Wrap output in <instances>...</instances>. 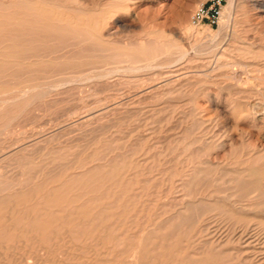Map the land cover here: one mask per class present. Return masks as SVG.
I'll return each mask as SVG.
<instances>
[{
    "label": "rangeland",
    "instance_id": "obj_1",
    "mask_svg": "<svg viewBox=\"0 0 264 264\" xmlns=\"http://www.w3.org/2000/svg\"><path fill=\"white\" fill-rule=\"evenodd\" d=\"M24 1L2 0L0 12L10 13L8 15L24 12L29 6L28 2L53 3L52 7L58 5L59 10L54 7L57 13L64 11L63 15H72L69 17L74 20L70 21H88L89 24L91 22L90 27L87 25L91 30L88 31V36V33H85L87 27L81 30L85 25L78 27L73 24L67 28L65 23L59 25L57 22L55 24L54 20H48L51 27L44 30L32 27L33 20H17L26 22L16 23L17 28L11 25L16 20H0L1 23H7L6 30L4 28L3 32H0V35L3 34L0 36V42L10 44L5 45L11 54L3 59L0 57V185L3 184L0 189L4 187L3 189L7 190L4 194L15 190L19 192L22 188L23 192H41L49 188L59 190L58 196L51 198L49 205L42 207L37 204L38 198H27V202L24 199V205L28 206L27 209L32 212L34 218L42 217L43 220L37 227L33 226V230L43 228L48 230L45 232L48 235L33 231L21 222L25 215L22 211L23 205H20L21 208L18 206L14 214L9 210L2 211L3 214L7 212L5 217L13 216L14 220L18 218V221L15 220L17 223L13 224L16 232L9 230L5 233L10 234L8 239H5L8 242L0 240V264H57L63 260L74 261L68 264H75V261L76 264H86L88 260L87 264H94V261L95 264L100 261V264H109L107 259L113 264H132V261L133 264H138L140 260L142 264L154 260L157 264H192L193 259L194 264H197L196 261H200L199 264H240L239 258L244 257L241 258L240 253L236 252L238 247L233 245V248L229 243V247L222 250L227 246V243H224L221 249L211 248L205 244L210 236L205 237L206 233L203 231L210 226L207 233H212L213 230L217 235H230L231 231L246 227L245 225L251 227V230L259 225L258 229L262 226L259 232L264 236V0H224L217 24H203L198 29L190 26V17L198 7L209 0H28L25 1L26 4ZM88 15L92 19H88ZM79 17L86 18L82 20ZM12 26L16 28V32ZM95 27H98V31L94 30ZM56 28L59 31H56ZM64 28L71 29L72 33ZM81 31L85 33L84 36ZM91 31L95 33L91 34ZM78 33H82L81 36H78ZM99 43L101 45H98ZM11 46L19 49L12 47V51ZM121 54L123 56H119ZM130 55L132 57H129ZM24 64L26 66H23ZM114 72L116 74H113ZM78 167L85 168H81V171ZM10 179L13 183L9 182ZM6 180L9 181L5 183ZM192 180L201 192L195 190L197 187ZM86 183L90 186H84L83 189L86 190L83 191L82 184ZM244 184L249 185L245 187ZM4 185L10 188L7 189ZM251 185L253 188H248ZM185 186L186 188L181 189ZM188 188L193 191L187 192ZM92 190H97L95 195L91 193ZM181 191L182 194H179ZM191 194L195 198L198 197L197 202H194ZM224 195L229 198L226 200ZM16 198L21 201L23 197L18 194ZM199 198L204 203L201 204ZM228 199H231L232 204ZM75 200L77 203H74ZM98 200L101 202L98 203ZM208 201L210 204L207 206ZM188 203L195 205H192V209H187ZM92 204H95L93 209ZM246 205L250 206L247 207L249 210L239 209L240 206ZM222 208L224 210L219 211ZM65 213L66 216H63ZM46 215L49 216L48 220ZM103 215L105 217L102 218ZM167 215L169 218L172 216V219L166 218ZM78 217H81L80 220ZM185 217L189 221H185ZM66 219L74 221L73 225L69 226L71 222L67 223ZM99 219L101 221L98 223ZM93 220H96L95 223ZM76 221L80 228L79 224H75ZM52 223H57L58 226ZM96 223L97 228L102 223L100 228L92 226ZM202 224L207 227L204 228ZM51 225L53 229L57 226V230H51ZM214 226L221 231H217ZM223 226L227 228L223 229ZM94 229L101 232L94 233ZM90 230L94 231L91 235L87 234ZM163 230L167 232L164 233ZM52 231L54 233L51 235ZM108 234H111L110 237ZM99 236H102V239ZM165 236H171L168 237L171 239L168 241L170 244ZM88 237L91 240H88ZM96 237L98 239L95 240ZM156 237L160 240L165 238V245L162 242L164 239L159 242ZM144 244L147 245V250ZM159 244L164 249L160 250ZM176 244L180 247H176ZM142 246L144 250L141 249ZM130 247L132 252L128 251ZM149 248L153 250V254ZM165 248H170L168 250L172 252L171 255ZM225 251L229 252L222 253ZM185 253L196 255L188 256ZM86 254L92 257H86ZM151 255L154 257L151 258ZM139 256L146 257V261L137 259ZM148 256L150 260L147 259ZM170 256L173 258L170 259ZM205 256H208L207 260L212 258L213 261L206 263ZM167 258L170 261L167 262ZM155 262L153 263L156 264Z\"/></svg>",
    "mask_w": 264,
    "mask_h": 264
},
{
    "label": "bare ground",
    "instance_id": "obj_2",
    "mask_svg": "<svg viewBox=\"0 0 264 264\" xmlns=\"http://www.w3.org/2000/svg\"><path fill=\"white\" fill-rule=\"evenodd\" d=\"M1 1H2V0H0V2H1ZM25 1L27 2L28 0H25ZM25 1H24V3L26 4ZM29 1H30V0H29ZM71 1H72V0H71ZM74 1H75V0H74ZM4 2H5V0H4ZM7 2H8V1H7ZM10 2H12V1H10ZM13 2H14V1H13ZM48 2H49V1H48ZM49 3H51V2H49ZM67 3H68V2H67ZM1 4H2V3H1ZM3 4H4V3H3ZM5 4H6V3H5ZM27 4H29V6L27 5L28 8L26 7V10H25L24 12H21V13H18V14L16 13V12H17L16 10H15V11H16V12H15L16 14H12V15H8V14H10V13H6V14H5L4 12H0V20H1V22H2V20H5V21H7V20H12V22H13V20H16V21H14L15 23H14V22L11 23V25H15L16 23H18V24H23V23L25 22V21L17 22V20H28V21H29V20H33V21H32L33 23L31 22L32 25H33L32 27H36V28L40 27V28H44V30H45L46 27H48V28L51 27V26L49 25L51 22L48 23V20H49V21H50V20H52V21L54 20V21H55V22H54L55 24H56V22L59 23V25H60V23H61V24H62V23H65V25H67V28H68V26H73V24L76 25V26H78V27H79V25H82V26L85 25V28L81 26V27H82L81 30H85L86 27H87V30H85V31H87V32H85V33H88V36H89V34H90V32H88L89 30H91L90 28H88L89 25L91 26V22H90V21H89L90 24L88 23L87 19H86V21H87L86 23H84V22L76 23V22H74V21H70V20H74V19H72V18L69 17V16H72V15H69V16H68V15L65 16L66 14L63 15L62 13H64V11H62L61 9H60V10L62 11V13L59 11L61 14H59V13H57V12L55 11L54 7L56 8V10H57V9L59 10L58 5H57V7H56V6L52 7V6L54 5L53 3H52L53 5H52V4H47V3H44V4H43V3H39V2H33V3L28 2ZM11 5H12V4H11ZM77 5H78V4H77ZM0 6H1V5H0ZM81 6H82V5H81ZM81 6H78V7H81ZM65 7H66V6H65ZM17 8H18V7H17ZM19 8H21V7H19ZM23 8H24V7H23ZM23 8H22V9H23ZM60 8H61V7H60ZM258 8H259V7H258ZM63 9H64V8H63ZM66 9H67V8H66ZM68 9H69V8H68ZM5 10H6V8H5ZM71 10H73V9H71ZM75 10H76V9H75ZM77 10H78V9H77ZM84 10H85V9H84ZM84 12H85V14H87L86 11H84ZM13 13H14V12H13ZM65 13H66V12H65ZM82 13H83V12H82ZM226 13H228V12H226ZM67 14H68V13H67ZM83 14H84V13H83ZM73 16H74V15H73ZM74 18H75V17H74ZM76 18H77V17H76ZM79 18H81V17H79ZM82 18H84V17H82ZM82 18H81V19H82ZM85 18H86V17H85ZM85 18H84V19H85ZM87 18L89 19V18H91V17H89V15H88ZM84 19H82V20H84ZM91 19H92V18H91ZM28 21H27V22H28ZM79 21H80V19H79ZM222 21H223V20H222ZM1 22H0V32H1V31L7 26V23H1ZM7 22H8V21H7ZM10 22H11V21H10ZM25 23H26V22H25ZM98 23H99V22H98ZM18 24H17V25H18ZM11 25H10V26H11ZM52 25L54 26V24H52ZM63 25H64V24H63ZM87 25H88V26H87ZM98 25H99V24H98ZM98 25H97V26H98ZM10 26H9V27H10ZM15 26H16V25H15ZM49 26H50V27H49ZM90 26H89V27H90ZM92 26H93V25H92ZM9 27H7L8 32H9ZM28 27H29V26H28ZM56 27H58V26L56 25ZM98 27H99V26H98ZM98 27H95L96 29H94V30L96 31ZM12 28H15V27L12 26ZM16 28H17V26H16ZM16 28L14 29L15 32H16ZM36 28H34V29L37 30ZM48 28L46 29L47 31H48ZM58 28H60V27H58ZM61 28H62V26H61ZM61 28H60V29H61ZM67 28H64V29L67 30ZM83 28H84V29H83ZM30 29H31V28H30ZM32 29H33V28H32ZM77 29H78V28L76 27V30H77ZM101 29H103V28H101ZM4 30H6V28H5ZM10 30H12V29H10ZM39 30H41V29H39ZM49 30H50V29H49ZM57 30L59 31V29L56 28V31H57ZM94 30H93V31H94ZM18 31H19V30H18ZM50 31H51V30H50ZM68 31L71 32V29L67 30V32H68ZM73 31H75V30H73ZM77 31H78V30H77ZM93 31H91V34H92V33H95V32H93ZM97 31H98V30H97ZM2 32H3V31H2ZM11 32H12V31H11ZM30 32H31V31H30ZM42 32H45V31L42 30ZM54 32H55V31H54ZM60 32H61V30H60ZM81 32H83V31H81ZM48 33H50V32H48ZM71 33H72V32H71ZM85 33L83 32V34H82V33H81V34L84 36ZM7 34H9V33H7ZM7 34H6V35H7ZM15 34H16V33H15ZM29 34H30V33H29ZM31 34H32V33H31ZM37 34H38V33H37ZM42 34H43V36H44V33H42ZM63 34H64V33H63ZM63 34H62V35H63ZM81 34L78 33L77 35H78V36H79V35L81 36ZM2 35H3V34H2ZM2 35H0V36H2ZM18 35H19V34H18ZM22 35H23V34H22ZM53 35H54V34H53ZM8 36H10V35H8ZM39 36H41V34H40ZM45 36H46V35H45ZM92 36H93V35H92ZM3 37H4V36H3ZM35 37H36V36H35ZM37 37H38V36H37ZM69 37H71V35H69ZM76 37H77V36H76ZM85 37H87V35H86ZM85 37H84V38H85ZM93 37H94V36H93ZM23 38H24V37H23ZM39 38H40V37H39ZM77 38H78V37H77ZM79 38H80V37H79ZM84 38H83V40H84ZM87 38H88V37H87ZM94 38H95V37H94ZM96 38H97V37H96ZM96 38H95V39H96ZM29 39H30V38H29ZM89 39L91 40V38H89ZM98 39H99V37H98ZM32 40H33V37H32ZM40 40H42V39H39V41H40ZM73 40H74V39H73ZM92 40H93V39H92ZM25 41H26V40H25ZM27 41H28V40H27ZM36 41H37V39H36ZM42 41H43V40H42ZM53 41H54V40H53ZM66 41H67V40H66ZM85 41H86V40H84V43H86ZM96 41H97V40H96ZM14 42H15V40H14ZM68 42H69V41H68ZM75 42H76V41H75ZM77 42H78V41H77ZM87 42H88V41H87ZM91 42H92V41H91ZM110 42H111V41H110ZM6 43H7V42H5V43H4V42H0V57H2V59H3V57L7 56L8 54L11 55V54H10V51H9L10 49L7 50V46L5 45ZM32 43H33V41H32ZM80 43H83V41H82V42L80 41ZM84 43H83V44H84ZM7 44L10 45L9 43H7ZM88 44H89V43H88ZM11 45H15V44H11ZM84 45H85V44H84ZM98 45H101V43H99ZM102 45H104V44H102ZM26 46H27V45H26ZM81 46H82V45H81ZM12 47H13V46H11V48H12ZM120 47H121V46H120ZM13 48H15V49H19V48H16V47H13ZM13 48H12V51H13ZM24 48H25V47H24ZM30 48H31V47H30ZM117 48H118V47H117ZM20 49L23 50V48H20ZM6 50H7V52L9 51V53H7ZM242 51H243V50H242ZM138 52H139V51H138ZM138 52H137V53H138ZM11 53H12V52H11ZM14 53H16V52H14ZM148 53H149V52H148ZM138 54H141V53H138ZM144 54H145V53H144ZM18 55H19V54H18ZM18 55H17V56H18ZM106 55H107V54H106ZM124 55H125V54H124ZM119 56H123V55L121 54V55H119ZM127 57H128V55H127ZM129 57H132V56L130 55ZM10 58H11V57H10ZM36 59H37V58H36ZM45 59H46V58H45ZM118 59H119V57H118ZM118 59H117V60H118ZM3 61H5V60H3ZM24 61H25V60H24ZM39 61H40V60H39ZM39 61H38V62H39ZM126 61H127V60H126ZM38 62H35V63L38 64ZM45 62H46V61H45ZM143 62H144V61H143ZM152 62H153V61H152ZM5 63H6V62H5ZM7 63H8V62H7ZM7 63H6V64H7ZM18 63H19V62H18ZM23 63H24V62H23ZM23 63H22V64H23ZM33 63H34V62H33ZM218 63H219V62H218ZM2 64H3V63H2ZM2 64H1V65H2ZM8 64H9V66H11L10 63H8ZM11 64H12V66H13V63H11ZM20 64H21V63H20ZM113 64H114V63H113ZM117 64H118V63H117ZM3 65H5V64H3ZM3 65H2V66H3ZM15 65H17V64H15ZM30 65H31V64H30ZM149 65H150V64H149ZM217 65H218V64H217ZM236 65H237V64H236ZM23 66H26V65L24 64ZM27 66H29V65H27ZM227 66H228V65H227ZM233 66H234V65H233ZM13 67H15V66H13ZM16 67H17V66H16ZM21 67H22V66H21ZM1 68H4V67H1ZM139 68H140V67H139ZM149 68H150V67H149ZM152 68H153V67H152ZM14 69H15V68H14ZM124 69H125V68H124ZM124 69H123V70H124ZM3 70H4V69H3ZM107 70H108V69H107ZM107 70H106V71H107ZM110 70H111V69H110ZM118 70H119V69H118ZM128 70H129V69H127V71H128ZM139 70H140V69H139ZM145 70H146V69H145ZM129 71H130V70H129ZM94 72H95V71H94ZM108 72H109V71H108ZM118 72H119V71H118ZM232 72H233V71H232ZM88 73H89V72H88ZM88 73H87V74H88ZM109 73H110V72H109ZM122 73H123V72H122ZM206 73H207V72H206ZM228 73H229V72H228ZM250 73H251V72H250ZM92 74H93V73H92ZM95 74H96V73H95ZM113 74H116V73L114 72ZM134 74H135V73H134ZM84 75H85V74H84ZM84 75H82V78H83ZM104 75H106V74H104ZM110 75H112V74L110 73ZM110 75H109V76H110ZM97 76H98V75H97ZM97 76H95V77H97ZM102 76H103V75H102ZM10 77H11V76H10ZM36 77H37V76H36ZM36 77H35V78H36ZM53 77H54V76H53ZM91 77H92V76H91ZM234 77H235V76H234ZM41 78H42V77H41ZM54 78H55V77H54ZM93 78H94V77H93ZM93 78H92V79H93ZM36 79H37V78H36ZM52 79H53V78H52ZM100 79H101V78H100ZM77 80H78V79H77ZM84 80H85V79H84ZM86 80H87V78H86ZM86 80H85V81H86ZM19 81H20V80H19ZM26 81H27V80H26ZM33 81H36V80L33 79ZM51 81H52V80H51ZM51 81H50V82H51ZM82 81H83V80H82ZM85 81H84V82H85ZM89 81H90V79H89ZM29 82H30V81H29ZM54 82H55V81H54ZM37 83H38V82H37ZM52 83H53V82H52ZM76 83H77V82H76ZM81 83H83V82H81ZM81 83H80V84H81ZM210 83H211V82H210ZM246 84H247V83H246ZM40 85H41V84H40ZM76 85H77V84H76ZM25 86H26V85H25ZM33 86H34V85H33ZM50 86H51V85H50ZM52 86H53V85H52ZM54 86H56V85H54ZM48 88H49V86H48ZM7 89H8V88H7ZM22 89H23V88H22ZM34 89H35V88H34ZM42 89H43V88H42ZM45 89H46V88H45ZM49 89H50V88H49ZM79 89H80V88H79ZM30 90H31V89H30ZM30 90H29V92H30ZM36 90H37V88H36ZM26 91H27V90H26ZM26 91H25V92H26ZM33 91H34V90H33ZM15 92H16V91H15ZM21 93H22V92H21ZM39 93H41V92H39ZM43 93H44V92H43ZM53 93H54V92H53ZM79 93H80V92H79ZM45 94H46V93H45ZM17 95H18V94H17ZM22 95H23V94H22ZM41 95H42V94H41ZM46 95H48V93H47ZM49 95H50V94H49ZM20 96H21V95H20ZM34 96H36V95H34ZM15 97H17V96L15 95ZM40 97H41V96H40ZM53 97H54V96H53ZM113 97H114V96H113ZM3 98H4V96H3ZM79 98H80V97H79ZM111 98H112V97H111ZM37 99H38V98H37ZM11 102H13V101H11ZM37 103H38V102H37ZM233 108H234V107H233ZM242 110H243V109H242ZM141 111H142V110H141ZM87 114H88V113H87ZM254 117H255V116H254ZM201 121H202V120H201ZM201 121H200V122H201ZM198 122H199V121H198ZM179 124H180V123H179ZM195 124H196V122L194 123V125H195ZM202 125H203V124H202ZM178 127H179V126H178ZM204 130H206V129H204ZM211 131H212V130H211ZM196 132H197V131H196ZM204 132H205V131H204ZM182 136H183V135H182ZM206 137H207V136H206ZM186 138H187V137H186ZM178 139H179V138H178ZM180 139H182V138H180ZM210 140H212V139H210ZM191 142H192V141H191ZM203 142H204V141H203ZM182 144H183V143H182ZM186 145H188V144H186ZM211 145H212V144H211ZM218 145H219V144H218ZM183 146H184V145H183ZM189 146H190V145H189ZM216 146H217V145H216ZM186 147H187V146H186ZM186 147H185V148H186ZM187 148H188V147H187ZM194 149H195V148H194ZM176 150H177V149H176ZM183 151H185V150H183ZM198 151H199V150H198ZM0 153H1V152H0ZM191 154H192V153H191ZM197 155H198V154H197ZM21 157H22V156H21ZM193 157H194V156H193ZM195 157H196V155H195ZM107 158H108V157H107ZM201 158H203V157H201ZM177 159H178V158H177ZM174 160H175V159H174ZM262 160H263V159H262ZM204 161H205V160H204ZM204 161H203V162H204ZM191 162H192V161H191ZM193 162H195V161H193ZM207 163H208V162H207ZM207 163H206V164H207ZM27 164H28V163H27ZM126 164H127V163H126ZM241 164H242V163H241ZM96 165H97V164H96ZM179 165H180V164H179ZM184 165H185V164H184ZM85 166H86V165H85ZM181 166H182V165H181ZM95 167H96V166H95ZM188 167H189V166H188ZM0 168H1V167H0ZM78 168H79V167H78ZM78 168H77V169H78ZM81 168H82V170H83V168H85V167H81ZM81 168H79V169L81 170ZM180 168H181V167H180ZM180 168H179V169H180ZM194 168H195V167H194ZM18 169H19V168H18ZM41 169H42V168H41ZM87 169H88V168H87ZM208 169H209V168H208ZM211 169H212V168H211ZM211 169H210V170H211ZM82 170H81V171H82ZM115 170H116V169H115ZM188 170H189V169H188ZM197 170H198V169H197ZM197 170H196V171H197ZM23 171H24V168H23ZM73 171H74V170H73ZM87 171H88V170H87ZM87 171H86V172H87ZM89 171H90V170H89ZM11 172H13V171H11ZM11 172H10V173H11ZM76 172H77V171H76ZM113 172H114V171H113ZM116 172H117V171H115V173H116ZM199 172H200V171H199ZM246 172H247V171H246ZM73 173L76 174L75 172H73ZM106 173L108 174V171H107ZM186 173H187V172H186ZM189 173H191V172H189ZM6 174H7V173H6ZM6 174H5V175H6ZM67 174H68V173H67ZM69 174L72 175V173H69ZM196 174H198V173H196ZM3 175H4V174H3ZM5 175H4V177L7 176V175H6V176H5ZM22 175H23V174H22ZM64 175L66 176V172H65ZM78 175H79V174H78ZM118 175H120V174H118ZM199 175H200V174H199ZM116 176H117V174H116ZM190 176H191V175H190ZM193 176H194V174H193ZM193 176H191V177H193ZM7 177H8V176H7ZM7 177H6V178H7ZM107 177H108V179H109V176H107ZM111 177H112V176H111ZM113 177H114V175H113ZM168 177H169V176H168ZM186 177H187V176H186ZM191 177H190V180L192 179ZM238 177H239V176H238ZM238 177H237V178H238ZM2 178H3V177H2ZM8 178H9V177H8ZM8 178H7V179H8ZM62 178H63V177H62ZM62 178H61V179H62ZM67 178H68V177H67ZM181 178H182V177H181ZM187 178H189V177H187ZM193 178H195V177H193ZM11 179H12V178H11ZM11 179H10V181H9V180H6L5 183H6L7 181L13 183V182L11 181ZM20 179H21V177H20ZM47 179H48V178H47ZM72 179H73V178H72ZM89 179H90V178H89ZM108 179H107V180H108ZM111 179H112V178H111ZM179 179H180V178H179ZM182 179H183V178H182ZM182 179H181V180H182ZM196 179H197V177H196ZM220 179H221V178H220ZM92 180H94V178H93ZM101 180H102V179H101ZM166 180H167V179H166ZM193 180H194V179H193ZM193 180L191 181L192 183H194ZM2 181H4V180L2 179ZM16 181H17V180H16ZM43 181H44V180H43ZM43 181H42V182H43ZM50 181H51V180H50ZM60 181H61V180H60ZM60 181H59V182H60ZM66 181H67V180H66ZM104 181H105V180H104ZM194 181H195V180H194ZM196 181H197V180H196ZM244 181H246V180H244ZM248 181H250V180H248ZM18 182H19V181H18ZM42 182H41V183H42ZM59 182H58V183H59ZM61 182H62V181H61ZM100 182H101V181H100ZM180 182H181V181H180ZM180 182H179V183H180ZM187 182H188V181H187ZM187 182H186V183H187ZM218 182H219V181H218ZM231 182H232V181L230 180V183H231ZM5 183H4V184H5ZM25 183H26V182H25ZM41 183H40V184H41ZM58 183H57V184H58ZM83 183H84V181H83ZM90 183H91V180H90ZM236 183H237V182H236ZM239 183H240V182H239ZM245 183H246V182H245ZM248 183H249V182H248ZM259 183H260V182H259ZM15 184H16V182H15ZM19 184H20V183H19ZM22 184H23V183H22ZM36 184H37V183H36ZM61 184H62V183H61ZM87 184H88V183H86V185L82 184V185H83V186H82V190H83V191L86 190V189H83V187H84V186L86 187ZM146 184H147V183H146ZM187 184H188V183H187ZM187 184H185V185H187ZM190 184H191V183H190ZM195 184H196V182L194 183V186L197 187L198 185H195ZM199 184H200V182H199ZM224 184H225V183H224ZM228 184H229V183H228ZM232 184H233V183H232ZM232 184H231V185H232ZM240 184H241V183H240ZM240 184H239V185H240ZM251 184H252V183H251ZM255 184H256V183H255ZM2 185H3V184H2ZM2 185H0V186H2ZM55 185H56V184H55ZM55 185H54V186H55ZM95 185H97V183H96ZM95 185H94V186H95ZM102 185H103V184H102ZM188 185H189V184H188ZM191 185H192V184H191ZM191 185H190V187H192ZM207 185H208V184H207ZM244 185H245V187H246V185H249V184H244ZM244 185H243V186H244ZM252 185H254V184H252ZM252 185H251V187H248V186H247V187H248V188H253ZM4 186H6V185H4ZM36 186H37V185H36ZM56 186H58V185H56ZM88 186H90V185L88 184ZM180 186H182V185H180ZM183 186H184V185H183ZM223 186H224V185H223ZM237 186H238V184H237ZM254 186H256V185H254ZM258 186H260V184H259ZM8 187H9V186L7 185L6 188L9 189L10 187H9V188H8ZM17 187H18V186H17ZM27 187H28V186H27ZM32 187H33V186H32ZM48 187H50V186H48ZM48 187H47V188H48ZM51 187H52V186H51ZM92 187H93V186H92ZM178 187H179V186H178ZM188 187H189V186H188ZM0 188H1V187H0ZM3 188H4V187H3ZM3 188L0 189V213L3 214L4 211H8V210H9L12 214H14V212H16V211L18 210V206L21 208L20 205H23V207H22L23 210H22V211H23V214H25V215H24V219H23V221H21V222H23L24 225L29 226V227H27V228H31V230H33V228H34L33 226H36V227H37V225L41 224L40 222H42L43 220H41L42 217H41V218H38V217H37V218H34L32 212L29 211V210L27 209L28 206L24 205V204H25V203H24V199H26V202H27V198H28V200H29L30 198H33V199H35V200L38 198L39 201L37 200L38 202H37V201H36V202H37L38 205H40V206L42 207V206H44V205H49V203H50V199L53 198V197L58 196V194H59V190H57V189H53V188H52V189L49 188V190H48V189H44V190H42L41 192H40V191H39V192H34V191L23 192V191H22L23 188H22L20 191H19V189L17 190V191H19V192H15V191H16V190H15L14 192H10V191H9V192H7L6 194H4V192L7 191V190H4ZM13 188H16V187L13 186ZM20 188H21V187H20ZM67 188H68V187H67ZM88 188H89V187H88ZM88 188H87V189H88ZM94 188H95V187H94ZM94 188H93V189H94ZM98 188H100V187H98ZM98 188H97V189H98ZM176 188H177V187H176ZM184 188H186V186L183 187V188H181V189H184ZM194 188H195V187H194ZM198 188H199V187H197L195 190L201 192L200 190H197ZM200 188H202V187H200ZM24 189H25V188H24ZM89 189H91V187H90ZM89 189H88V190H89ZM189 189H190V188H188V190L186 189L187 192H188V191H193V190H192L193 187H192L191 190H189ZM233 189H234V190L236 189L235 185H234V188H233ZM245 189H247V188H245ZM255 189H257V188H255ZM259 189H260V187H259ZM11 190H12V189H11ZM28 190H30V188H29ZM99 190H100V189H99ZM186 190H185V193H186ZM195 190H194V191H195ZM238 190H240L239 187H238ZM242 190H243V189H242ZM250 190H251V189H250ZM257 190H258V189H257ZM64 191H65V190H64ZM83 191H82V192H83ZM92 191H93V192H91V193L94 194V192H96L97 190H96V191L92 190ZM101 191H102V190H100V192H101ZM175 191H176V190H174V192H175ZM178 191H179V188H178ZM232 191H233V190H232ZM72 192H73V191H72ZM100 192H99V193H100ZM182 192H183V191H181L179 194H182ZM213 192H216V191H213ZM171 193H172V192H171ZM192 193H193V192H192ZM194 193H195V192H194ZM18 194L22 195V197H23V198H21V199H22L21 201H20V200H19V201L16 200V199H17L16 196H17ZM80 194H81V193H80ZM83 194H84V192H83ZM89 194H90V193H88V195H89ZM179 194H177V195H179ZM195 194L197 195V193H195ZM200 194H201V193H200ZM94 195H95V194H94ZM94 195H93V196H94ZM98 195H99V194H98ZM187 195H188V194H187ZM202 195H203V194H202ZM229 195H230V194H229ZM231 195H232V194H231ZM233 195H234V194H233ZM247 195H248V194H247ZM86 196H87V195H86ZM86 196H85V197H86ZM96 196H97V193H96ZM96 196H94V197H96ZM175 196H176V195H175ZM182 196H183L184 198H186L184 195H182ZM182 196H181V197H182ZM188 196H189V195H188ZM192 196H193V195L191 194V197H192ZM221 196H222V195H221ZM224 196L226 197V195H224ZM25 197H26V198H25ZM69 197H70V196H69ZM73 197H74V196H73ZM181 197H180V198H181ZM193 197H194V196H193ZM199 197H200V196H199ZM207 197H208V196H207ZM209 197H210V195H209ZM215 197H216V196H215ZM219 197H220V195H219ZM232 197H233V196H232ZM232 197H231V198H232ZM250 197H252V196H250ZM13 198H14V199H13ZM15 198H16V199H15ZM184 198H182V200H184ZM196 198H198V197H196ZM196 198L194 197V199L196 200V201L194 200V202H197V199H196ZM220 198L222 199V197H220ZM227 198H229V197H226V200H227ZM67 199H68V198H66V201H68ZM69 199H71V198H69ZM81 199H82V198H81ZM188 199H189V198H188ZM199 199H200V198H199ZM202 199H203V198H202ZM210 199H211V198H210ZM216 199H217V198H216ZM233 199H234V198H233ZM31 200H32V199H31ZM71 200H72V199H71ZM101 200H102V199H101ZM191 200L193 201V199H191ZM200 200H201V199H200ZM206 200H208V199H206ZM218 200H219V199H218ZM228 200H229V199H228ZM230 200H231V199H230ZM230 200H229V201H230ZM3 201H5V202H4L5 204H6V202H8V203H7L6 205H4ZM76 201H77V200H75L74 203H77ZM78 201H79V200H78ZM98 201H99L98 203L101 202L100 200H98ZM186 201H187V200H186ZM186 201H185V202H186ZM192 201H191V202H192ZM201 201H202V200H201ZM201 201H200V202H201ZM221 201H222V200H221ZM229 201H228V202H229ZM245 201H246V200H245ZM1 202H2V203H1ZM179 202L181 203L180 200H179ZM187 202H189V201H187ZM187 202H186V203H187ZM205 202H206V201H205ZM208 202H209V201H208ZM228 202H227V203H228ZM232 202H234V201H232ZM241 202H242V201H241ZM243 202H244V201H243ZM31 203H32V202H31ZM67 203H68V202H67ZM74 203H73V204H74ZM92 203H93V202H92ZM183 203H184V202H183ZM202 203H204V202L202 201L201 204H202ZM212 203H213V202H212ZM212 203H211V204H212ZM230 203H231V201H230ZM239 203H240V202H239ZM239 203H238V202H237V203L235 202V204H239ZM69 204H71V202H69ZM188 204H189V203H188ZM197 204H198V203H197ZM197 204H196V205H197ZM207 204H210V202H209V203H206V205H207ZM231 204H232V203H231ZM235 204H234V205H235ZM243 204H244V203H243ZM27 205H28V204H27ZM74 205H76V204H74ZM82 205H83V204H82ZM92 205H93V207H92V208L90 207L91 209L94 208L95 204H92ZM185 205H186V204H185ZM192 205H195V204H193V203L191 204V203H190L189 205L186 206L187 209H190V208L192 207ZM203 205H204V204H203ZM212 205H214V204H212ZM234 205H232V206H234ZM256 205H257V204H255V206H256ZM258 205H260V204H258ZM258 205H257V206H258ZM30 206H31V205H30ZM62 206H64V205H62ZM96 206L98 207V205H96ZM102 206H103V205H102ZM207 206H208V205H207ZM59 207H60V206H59ZM68 207L71 208V210L73 209L71 206H68ZM68 207H67V209H68ZM77 207H78V206H77ZM77 207H76V208H77ZM88 207H89V206H88ZM88 207H87V209H88ZM183 207H184V205H183ZM186 207H185L184 209H186ZM235 207H239V206H236V205H235ZM235 207H234V208H235ZM240 207H241V208H239V209H246L247 207H250V206L246 205V206H240ZM20 208H19V209H20ZM38 208H39V207H38ZM49 208H50V206H49ZM61 208H62V207H61ZM61 208H60V209H61ZM74 208H75V207H74ZM175 208H176V207H175ZM177 208H178V207H177ZM198 208H199V207H198ZM211 208H212V207H211ZM213 208H215V207H213ZM216 208H217V207H216ZM231 208H232V207H231ZM85 209H86V208H85ZM85 209H84V210H85ZM91 209H88V210L91 211ZM100 209L103 210L102 208H100ZM100 209H99V210H100ZM180 209H181V208H180ZM191 209H192V208H191ZM193 209H194V208H193ZM196 209H197V207H196ZM232 209H233V208H232ZM235 209H237V208H235ZM247 209H248V208H247ZM249 209H250V208H249ZM249 209H248V210H249ZM255 209H256V208H255ZM68 210H69V209H68ZM94 210H95V209H94ZM99 210H98V212H99ZM176 210L178 211V209H176ZM209 210H211V209L209 208ZM209 210H208V211H209ZM213 210H214V209H213ZM221 210H224V209H223V208H222V209H219V211H221ZM248 210H246V211H248ZM2 211H3V212H2ZM34 211H35V210H34ZM52 211H53V210H52ZM81 211H82V210H81ZM86 211H87V210H86ZM177 211H176V212H177ZM190 211H191V210H190ZM199 211H201V209H200ZM216 211H218V210L216 209ZM228 211H229V209H228ZM228 211H227L226 213H228ZM239 211H240V210H239ZM256 211L258 212V210H256ZM18 212H19V211H18ZM49 212H50V211H49ZM174 212H175V210H174ZM180 212H181V211H180ZM184 212H185V211H184ZM186 212H187V211H186ZM206 212H207V211H206ZM213 212H214V211H213ZM223 212H225V211H223ZM6 213H7V212H6ZM6 213H4L3 215L0 214V240H1V241H2V240L6 241L5 239H8L7 236H9L10 234L8 233L9 235H6L5 233H6L7 231H8V232H9V230H11V231H15V232L17 231L16 229L13 228V224L17 223L18 218H17V219L15 218V220H17V221H15L12 215H11V216H12L13 219H12L11 217H9V218H8V217H5V216H6V215H5ZM11 213H10V214H11ZM35 213H36V212H35ZM47 213H48V212H47ZM47 213H46V214H47ZM86 213H87V212H85V214H86ZM93 213L97 214L96 212H93ZM102 213H103V212H102ZM102 213H101V214H102ZM177 213H178V212H177ZM177 213H176V215H178ZM204 213H205V212H204ZM218 213H220V212H218ZM218 213H217V214H218ZM232 213H233V212H232ZM83 214H84V212H83ZM83 214L81 215V217L83 216ZM99 214H100V213H99ZM170 214H171V213H170ZM170 214L168 213V215H170ZM172 214L174 215V213H172ZM196 214H197V213H196ZM222 214H223V213H222ZM233 214H235V213H233ZM4 215H5V216H4ZM62 215H63V216H64V215L66 216V213H65V214H62ZM79 215H80V214H79ZM87 215H88V214H87ZM114 215H115V214H114ZM159 215H160V214H159ZM168 215L166 216V218L168 217ZM179 215H181V214L179 213ZM202 215H203V214H202ZM218 215H219V214H218ZM9 216H10V215H9ZM58 216H59V215H58ZM69 216H71V214H69ZM92 216H94V215H92ZM110 216H111V215H110ZM196 216H197V215H196ZM200 216H201V215H200ZM203 216H204V215H203ZM219 216H220V215H219ZM239 216H240V215H239ZM16 217H17V216H16ZM21 217H22V216H21ZM81 217H80V218H81ZM103 217H105V215H103L102 218H103ZM152 217H154V216H152ZM152 217H150V218H152ZM171 217H172V216H171ZM171 217H170V218H171ZM217 217H218V216H217ZM244 217H245V216H244ZM249 217H250V216H249ZM45 218L47 219V218H49V216L46 215ZM54 218H56V216H55ZM59 218H61V217H59ZM59 218H58V219H59ZM63 218H64V217H62V219H63ZM75 218L77 219V217H75ZM75 218H74L73 220H75ZM78 218H79V217H78ZM80 218H79V220H80ZM93 218H94V217H93ZM159 218H160V217H159ZM166 218H164V219H166ZM168 218H169V217H168ZM170 218H169V219H170ZM178 218H180V217H178ZM205 218H206V217H205ZM52 219H53V218H52ZM56 219H57V218H56ZM62 219H61V220H62ZM68 219H72V218H68ZM89 219H91V218H89ZM171 219H172V218H171ZM184 219H185V221H189V219L186 218V217H185ZM184 219L182 218V220H184ZM198 219H199V218H198ZM203 219H204V218H203ZM203 219H202V220H203ZM44 220H45V219H44ZM47 220H48V219H47ZM162 220H163V219H162ZM167 220H168V219H166V221H167ZM178 220H179V219H178ZM204 220H205V219H204ZM208 220H209V219H208ZM212 220H213V219H212ZM212 220H210V221H212ZM221 220L224 221L223 219H221ZM228 220H229V219H228ZM255 220H256V218H255ZM258 220H260V219H258ZM45 221H46V220H45ZM58 221H59V220H58ZM86 221H88V220H86ZM91 221H92V220H91ZM93 221H94V220H93ZM95 221H96V220H95ZM95 221H94V223H95ZM97 221H98V223H99V221H101V220L99 219V220H97ZM154 221H156V220H154ZM160 221H161V220H160ZM160 221H159V222H160ZM172 221L174 222V219H173ZM175 221H176V220H175ZM179 221H180V220H179ZM206 221H207V219H206ZM213 221H214V220H213ZM216 221H217V220H216ZM216 221H215V223H216ZM46 222H47V221H46ZM51 222H52V221H51ZM56 222H57V220H56ZM61 222H62V221H61ZM66 222L68 223V222H71V221H67V219H66ZM76 222H77V223H75V224L78 225V224H79L78 221H76ZM157 222H158V221H157ZM157 222H156V224H157ZM159 222H158V223H159ZM226 222H227V221H226ZM226 222H225V223H226ZM229 222H230V221H229ZM233 222H235V221H233ZM250 222H251V221H250ZM67 223H64V224L67 225ZM73 223H74V221L71 222V223H69V226L73 225ZM81 223H82V222H81ZM90 223H92V222H90ZM104 223H105V222H104ZM154 223H155V222H154ZM161 223H162V221H161ZM161 223H160V224H161ZM181 223H182V222H181ZM200 223H202V221H201ZM200 223H199V225H200ZM203 223H204V222H203ZM206 223H207V222H206ZM238 223H239V222H238ZM245 223H246V222H244V224H245ZM257 223H258V222H257ZM259 223H260V222H259ZM18 224H19V223H18ZM52 224H53V223H52ZM54 224L57 225V223H54ZM54 224H53V225H54ZM60 224H61V223H60ZM82 224H83V223H82ZM85 224H86V223H85ZM88 224H89V223H88ZM88 224H87V225H88ZM160 224H159V225H160ZM162 224H164V223H162ZM171 224H172V223H171ZM204 224H205V223H204ZM204 224H202L203 227H204ZM210 224H211V223H210ZM219 224H220V222H219ZM227 224H228V223H227ZM239 224H240V223H239ZM239 224H238V225H239ZM247 224H248V222H247ZM20 225H21V223H20ZM24 225H23V226H24ZM55 225H54V226H55ZM62 225H63V223H62ZM62 225H61V226H62ZM83 225H84V224H83ZM95 225H97V223H96V224H93L92 226H93L94 228L98 229V228H100V226L102 225V223H101V225L99 224L100 226H99L98 228H97V226L95 227ZM104 225H105V224H104ZM159 225H157V226L159 227ZM202 225H201V226H202ZM211 225H212V224H211ZM213 225H214V223H213ZM260 225H261V224H260ZM57 226H58V225H57ZM57 226H56V227H57ZM64 226H65V225H64ZM81 226H82V225H81ZM85 226H86V225H85ZM85 226H84V227H85ZM92 226H91V227H92ZM151 226L153 227V225H151ZM151 226H150V227H151ZM171 226H172V225H171ZM171 226H170V227H171ZM201 226L199 227L200 230L203 229V228H201ZM230 226H231V225H230ZM241 226H243V225H241ZM245 226H246V227H240V228L237 227L238 229H234L233 231L230 230V231L232 232V233H230V235H228L229 233H228V234L226 233V235H222V234L217 235L216 233H213V232H214L213 230H212V233H211V232H210V233H207V232L209 231V229H210V228H209L210 226L208 227L209 229L206 228L207 226H205L204 228H206V229H204L203 232H205L206 235H205L203 232H202V233L205 235V237H206V236H207V237L210 236V237H208V240L205 242V244H206V245H209L211 248H215V249L217 250V249H221V248L223 247V244H224V243H225V244L227 243V246H226V247H223V249H222V250H224V248L229 247L228 244L231 243L232 246L235 245L236 247H238V248H237L238 250H237L236 252L240 253L241 258H242V256L244 257V258H242V259L239 258V260H240V262H241L242 264H264V246H263V244H264V236L262 235V232H261V233L259 232V231L261 230V227H262V226H260V228H259L260 230L258 229L259 225H258V227H257V226L254 227V226H253V227H254L253 230H251V227H247V225H245ZM25 227H26V226H25ZM51 227H52V225H51ZM56 227H55L54 229H56ZM66 227H67V226H66ZM86 227H87V226H86ZM86 227H85V229H86ZM89 227H90V226H89ZM105 227H106V226H105ZM110 227H111V226H110ZM110 227H109V228H110ZM154 227H155V226H154ZM158 227H157V228H158ZM167 227H169V226H167ZM167 227H166V228H167ZM214 227H215V226H214ZM214 227H212V228H214ZM221 227H222V226H220V229H221ZM223 227H224V226H223ZM228 227H229V226H228ZM232 227H233V226H232ZM79 228H80V224H79ZM87 228H88V227H87ZM164 228H165V227H164ZM188 228H189V227H188ZM212 228H211V229H212ZM225 228H227V227H224L223 229H225ZM230 228H231V227H230ZM255 228H257V229H255ZM21 229H22V228H21ZM48 229H49V228H48ZM50 229L52 230L53 227L50 228ZM54 229H53V230H54ZM81 229H83V228H81ZM81 229H78V230H80L81 232H83ZM85 229H83V230H85ZM91 229H93V228H91ZM101 229H102V228H101ZM112 229H113V228H112ZM155 229H156V228H155ZM182 229H184V228H182ZM196 229H197V227H196ZM215 229L217 230L218 228L215 227ZM26 230H29V229H26ZM51 230H49V231H51ZM56 230H57V229H56ZM61 230H62V229H61ZM71 230H73V228H71ZM71 230H69V231H71ZM103 230H106V229L103 228ZM151 230H153V229L151 228ZM157 230H158V229H157ZM168 230H170V229L168 228ZM197 230H198V229H197ZM200 230H199V231H200ZM216 230H215V232L219 231V229H218L217 231H216ZM29 231H30V230H29ZM33 231H40V233L42 234V233H45V232L48 231V230H46V229L44 230L43 228H41L40 230H39V229H36V230H33ZM80 231H79V232H80ZM92 231H93V230H90V233H89V232L87 233V231H86V233L91 235V232H92ZM94 231H95V232H94ZM94 231H93L94 233L101 232V231L96 232L97 230H95V229H94ZM111 231H112V230H111ZM115 231H116V230H115ZM153 231H154V230H153ZM163 231H164V230H163ZM220 231H221V230H220ZM220 231H219V232H220ZM263 231H264V229H263ZM20 232H21V231H20ZM64 232H65V231H64ZM71 232H72V231H71ZM71 232H69V233H71ZM77 232H78V231H77ZM155 232H156V230H155ZM165 232H167V231L165 230L164 233H165ZM197 232H198V231H196V233H197ZM228 232H229V231H228ZM12 233H13V232H12ZM21 233H22V232H21ZM21 233H19V234L17 233V234L20 235ZM36 233H37V232H36ZM48 233H49V232H48ZM52 233H54V232L52 231V232H51V235H52ZM67 233H68V232H67ZM86 233H85V234H86ZM148 233H149V232H148ZM157 233L159 234L158 231H157ZM164 233H162V235H163ZM192 233H193V232H192ZM194 233H195V231H194ZM194 233H193V234H194ZM198 233H200V232H198ZM222 233H224V232H222ZM17 234H16V236H18ZM37 234H38V233H37ZM82 234H83V233H82ZM85 234H84V235H85ZM100 234H101V233H100ZM100 234H99V235H100ZM104 234H105V232H104ZM137 234H138V233H137ZM203 234L201 235L202 239H204V238H203ZM14 235H15V233H14ZM32 235H33V234H32ZM35 235H36V234H35ZM45 235H48V234L45 233ZM110 235H111V234H110ZM110 235L108 234L109 237H110ZM138 235H139V234H138ZM168 235H169V234H168ZM11 236H12V235H11ZM22 236H24V235H22ZM43 236H44V234H43ZM43 236H42V237H43ZM96 236H97V235H96ZM126 236H127V234H126ZM129 236H130V235H129ZM131 236H133V234H131ZM135 236H136V235H135ZM159 236H161V235H159ZM197 236H198V235H197ZM197 236H196V237H197ZM12 237H13V236H12ZM19 237H20V236H19ZM25 237L28 238V236H25ZM99 237L102 239V236H99ZM103 237H104V236H103ZM109 237H108V239H109ZM124 237H125V236H124ZM148 237H149V236H148ZM162 237H164V236H162ZM165 237H166V236H165ZM168 237H169V236H168ZM168 237H166V240H167ZM170 237H171V236H170ZM170 237H169V238H170ZM190 237L192 238V236H190ZM198 237H200V236H198ZM20 238H21V237H20ZM20 238H19V241H20ZM23 238H24V237H22L21 240H23ZM33 238H34V237H33ZM45 238H46V237H45ZM69 238H71V237H69ZM69 238H68L69 241H71V239H73V238H71V239H69ZM88 238H89L88 240H91L90 237H88ZM104 238H105V237H104ZM104 238H103V239H104ZM130 238H131V237H130ZM139 238H140V235H139ZM149 238H150V237H149ZM156 238H157V237H156ZM156 238H154V239H156ZM169 238H168L167 242H168V241H169V242L171 241V239L169 240ZM191 238H189V239L191 240ZM13 239H14V238H13ZM30 239H31V237H30ZM39 239H42V238L39 237ZM43 239H44V237H43ZM94 239L96 240V239H98V238L96 237V238H94ZM123 239H124V238H123ZM126 239H128V237H127ZM136 239H137V238H136ZM136 239H135V241H136ZM140 239H141V238H140ZM157 239H158V241L160 240L159 237H158ZM162 239H164V240L162 241ZM162 239H161L160 241L164 242V241H165V238H162ZM192 239H193V238H192ZM194 239H195V238H194ZM200 239H201V238H199V240H200ZM262 239H263V240H262ZM10 240H11V239H9V241H10ZM25 240H26V239H24V241H25ZM85 240H86V239H85ZM88 240H87V241H88ZM1 241H0V243H1ZM58 241H60V240H58ZM119 241H121V240H119ZM129 241H130V240H129ZM132 241H133V240H132ZM135 241H133V242H135ZM137 241H139V239H138ZM145 241H146V240H145ZM160 241H159V242H160ZM200 241H202V240H200ZM203 241H205V240H203ZM261 241H262L263 243H260ZM7 242H8V241H6L5 243H7ZM98 242H99V241H98ZM147 242H149V240H148ZM169 242H168V243H169ZM172 242H173V241H172ZM187 242H188V241H187ZM187 242H184V244L187 243ZM2 243H3V242H2ZM38 243H39V242H38ZM124 243H125V240H124L123 244H124ZM135 243H136V242H135ZM137 243H138V242H137ZM165 243H166V242H164V245H165ZM176 243H177V242H176ZM179 243H180V242H179ZM179 243H178V244H179ZM193 243H194V242H193ZM15 244H16V243H15ZM20 244H21V243H20ZM138 244H139V243H138ZM154 244H155V243H154ZM169 244H170V243H169ZM178 244H176V247H178V246L180 245V244H179V245H178ZM194 244H196V242H195ZM21 245H22V244H21ZM73 245H74V244H73ZM127 245H128V244H127ZM133 245H135V244H133ZM136 245H137V244H136ZM142 245H143V244H142ZM162 245H163V244H162ZM173 245H175V243H174ZM173 245H172V246H173ZM177 245H178V246H177ZM0 246H1V245H0ZM99 246H100V245H99ZM125 246H126V245H125ZM131 246H132V245H131ZM144 246L147 247L146 244H144ZM150 246H152V245H150ZM154 246H155V245H153V247H154ZM170 246H171V245H170ZM186 246H187V244H186ZM190 246H191V245H189V247H190ZM197 246H198V245H197ZM200 246H201V245H200ZM71 247H73V246H71ZM101 247H102V246H101ZM128 247H129V245L127 246V248H128ZM133 247H134V246H133ZM136 247H137V246H136ZM179 247H180V246H179ZM189 247H188V248H189ZM204 247H205V246H204ZM26 248H27V247H26ZM34 248H35V247H34ZM68 248H69V247H68ZM87 248H88V247H87ZM87 248L85 249V251L87 250ZM90 248H92V247H90ZM104 248H105V247H104ZM138 248H139V247H138ZM138 248H137V249H138ZM154 248H155V247H154ZM158 248H159L160 250H161V249H164L163 246H161V244H159ZM188 248H186V250H187V251H190V250H188ZM201 248H203V247L201 246ZM201 248H200V250H201ZM233 248H234V246H233ZM4 249H5V248H4ZM4 249H2V250H4ZM15 249H16V248H15ZM19 249H20V248H19ZM44 249H45V247H44ZM54 249H55V248H54ZM54 249H53V250H54ZM137 249H136V251H137ZM141 249H143V246H142ZM147 249H148V247L146 248V250H147ZM150 249H151V248H149V250H150ZM165 249H167V251H168V252L170 253V255H171L172 252L168 250V249H170V248H165ZM193 249H194V248H193ZM195 249H196V248H195ZM209 249H210V248H209ZM6 250H7V248H6ZM65 250H66V249H65ZM98 250L100 251V249H98ZM98 250H96V252H97ZM123 250H124V249H123ZM123 250H122V251H123ZM129 250L132 252V250H133L132 247H130V248L128 249V251H129ZM138 250H139V249H138ZM143 250H144V249H143ZM146 250H145V251H146ZM172 250H174V249H172ZM177 250H178V248H177ZM196 250H197V249H196ZM232 250H233V249H232ZM232 250H231V251H232ZM8 251H9V250H8ZM57 251H58V250H57ZM60 251H61V250H60ZM66 251H67V250H66ZM66 251H65V252H66ZM122 251H119V252H122ZM139 251L142 252V250H139ZM139 251H138V253H139ZM150 251L152 252L153 250H150ZM164 251H166V250H164ZM197 251L199 252V250H197ZM205 251H206V250H205ZM229 251H230V250H229ZM229 251H228V252H229ZM233 251H234V250H233ZM33 252H34V251H33ZM54 252H55V250H54ZM65 252H64V253H65ZM86 252H87V251H86ZM96 252H95V253H96ZM105 252H106V251H105ZM105 252H102V253H105ZM112 252H113V251H112ZM112 252H111V255H113ZM123 252H124V251H123ZM123 252H122V253H123ZM134 252H135V249H134ZM148 252H149V251H148ZM168 252H167V255H168ZM179 252H180V250H179ZM182 252H183V251H182ZM191 252L193 253L192 250H191ZM218 252H219V251H218ZM226 252H227V251L222 252V253H226ZM228 252H227V253H228ZM234 252H235V251H234ZM26 253H27V252H26ZM59 253H60V252H58V254H59ZM68 253H69V252H68ZM68 253H67V254H68ZM95 253H94V254H95ZM97 253H98V252H97ZM122 253H120V254H122ZM127 253H130V252H127ZM138 253H137V254H138ZM144 253H145V252H144ZM153 253H154V252H152V254H153ZM165 253H166V252H165ZM165 253L163 254V256L165 255ZM173 253H175V252L173 251ZM187 253H188V252H187ZM1 254H2V253H1ZM58 254H57V255H58ZM69 254H71V253H69ZM87 254H88V252H87ZM87 254H86V257H89V258L92 257V256H87ZM98 254L101 255L100 253H98ZM132 254H133V253H132ZM145 254H147V253H145ZM189 254H191V253H189ZM194 254H195V253H194ZM206 254H207V253H206ZM216 254H217V253H216ZM218 254L220 255L221 252L218 253ZM31 255H33V254H31ZM42 255H43V254H42ZM42 255H41V256H42ZM57 255H56V256H57ZM95 255H96V254H95ZM109 255H110V254H109ZM133 255H136V254H133ZM141 255L143 256V254H141ZM154 255H155V257H156V253H155ZM160 255L162 256V254H160ZM176 255H177V254H176ZM176 255H174V256H176ZM185 255H188V254L185 253ZM192 255H193V254H192ZM192 255H188V256H192ZM195 255H196V254H195ZM195 255H193V256L195 257ZM201 255H202V254H201ZM207 255H208V254H207ZM234 255H236V254H234ZM28 256H29V255H28ZM59 256H60V255H59ZM69 256H71V255H69ZM97 256H98V255H97ZM124 256H125V253H124ZM149 256H150V255H149ZM149 256H148L147 259H149ZM151 256H152V255H151ZM163 256H162V257H163ZM172 256H173V255H172ZM172 256H170L169 258L171 259ZM177 256H178V255H177ZM181 256H183V255H181ZM57 257H58V256H57ZM60 257H61V256H60ZM66 257H67V256H66ZM103 257H104V256H103ZM111 257H113V256H111ZM136 257H137V256H136ZM153 257H154V256H152L151 258H153ZM167 257H168V256H167ZM207 257H208V256H207ZM207 257L205 256V259H206V260L203 258L204 261H206V263H209L210 260L213 261L212 258H211L210 260L208 259V260H209V261H208V260H207ZM210 257H212V256L210 255ZM239 257H240V256H239ZM52 258H53V257H52ZM80 258H81V256H80ZM84 258H85V257H84ZM89 258H88V259H89ZM100 258H101V257L99 256V260H100ZM104 258H105V257H104ZM120 258H121V257H120ZM127 258H128V257H127ZM139 258L141 259L142 257L139 256L137 259H139ZM145 258H146V257H145ZM145 258H142V259H143V262L146 261V260L144 261ZM164 258H165V256L162 258V262H164V261H163ZM172 258H173V257H172ZM181 258H183V257H181ZM28 259H29V258H28ZM81 259H82V258H81ZM85 259H86V258H85ZM96 259H97V257H96ZM170 259L167 258L166 261L168 262V260L170 261ZM191 259H192V258H191ZM191 259H189V261H190ZM197 259H198V258H197ZM197 259H196V260H197ZM224 259H225V258H224ZM79 260H80V259H79ZM94 260H95V259H94ZM111 260H112V259H111ZM119 260H120V259H119ZM149 260H150V259H149ZM153 260H154V259H153ZM157 260H158V259H156V261H157ZM174 260H175V259H174ZM193 260H194V259H193ZM193 260H192V262H191L192 264H194V263H193ZM198 260H199V259H198ZM200 260H201V259H200ZM222 260H223V258H222ZM232 260H233V259H232ZM235 260H237V259H235ZM28 261H29V260H28ZM71 261H72V263L74 262L73 260H71ZM71 261L68 260L67 262H66V261L64 262V260H63V262H62V261H61V262L58 261V263H59V264H68V262H71ZM77 261H78V259H77ZM84 261H85V260H84ZM91 261H93V260H91ZM91 261H90V262H91ZM102 261H103V259H102ZM147 261H148V260H147ZM181 261H183V259H181ZM207 261H208V262H207ZM214 261H215V259H214ZM25 262H27V261H25ZM29 262H30V261H29ZM35 262H36V261H35ZM37 262H38V261H37ZM41 262H42V261H41ZM51 262H52V261H51ZM51 262H50V263H51ZM53 262H54V261H53ZM88 262H89V260L87 261V263H88ZM98 262H99V261H98ZM100 262H101V261H100ZM100 262H99L98 264H100ZM107 262H109V264H110V262H111V264H113L112 261H110V259H109V261H108V259H107ZM113 262H114V261H113ZM120 262H121V260H120ZM122 262H123V261H122ZM124 262H127V261H124ZM132 262L134 263V261H132ZM132 262L129 261V263H132ZM138 262H139V261H138ZM153 262H155V260H154ZM153 262L150 261V263L154 264ZM176 262H177V261H176ZM179 262H180V261H179ZM2 263H3V262H2ZM11 263H12V262H11ZM58 263H57V264H58ZM78 263H79V262H78ZM78 263H77V264H78ZM84 263H85V262H84ZM84 263H83V264H84ZM87 263H86V264H87ZM95 263H96V262L94 261V264H95ZM133 263H132V264H133ZM136 263H137V262H136ZM140 263L142 264L141 260H140ZM140 263H138V264H140ZM147 263H148V262H146V264H147ZM150 263H148V264H150ZM155 263L157 264V262H155ZM169 263H171V262H169ZM174 263H175V261H174ZM196 263L199 264L200 261H199V263H198V261H196ZM201 263H203V261H202ZM211 263H212V262H211ZM211 263H209V264H211ZM215 263H216V261H215ZM217 263H218V262H217ZM241 263H240V264H241ZM7 264H8V263H7ZM18 264H20V263H18ZM22 264H23V263H22ZM24 264H27V263H24ZM28 264H29V263H28ZM31 264H33V263H31ZM36 264H38V263H36ZM43 264H44V262H43ZM45 264H46V262H45ZM48 264H49V263H48ZM54 264H56V263L54 262ZM75 264H76V261H75ZM89 264H93V263L91 262V263H89ZM101 264H102V263H101ZM104 264H105V263H104ZM121 264H122V263H121ZM123 264H124V263H123ZM163 264H164V263H163ZM165 264H166V263H165ZM167 264H168V263H167ZM238 264H239V262H238Z\"/></svg>",
    "mask_w": 264,
    "mask_h": 264
},
{
    "label": "built area",
    "instance_id": "obj_3",
    "mask_svg": "<svg viewBox=\"0 0 264 264\" xmlns=\"http://www.w3.org/2000/svg\"><path fill=\"white\" fill-rule=\"evenodd\" d=\"M224 0H209L198 7L190 17V26L194 29L200 28L203 24L214 26L217 24Z\"/></svg>",
    "mask_w": 264,
    "mask_h": 264
}]
</instances>
